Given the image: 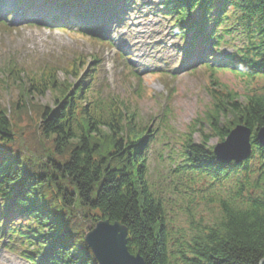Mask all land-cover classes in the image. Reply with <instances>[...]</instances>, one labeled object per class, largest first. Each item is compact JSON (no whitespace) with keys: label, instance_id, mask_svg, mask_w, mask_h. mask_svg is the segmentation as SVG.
<instances>
[{"label":"trees","instance_id":"trees-1","mask_svg":"<svg viewBox=\"0 0 264 264\" xmlns=\"http://www.w3.org/2000/svg\"><path fill=\"white\" fill-rule=\"evenodd\" d=\"M163 1L162 13L181 38L191 30L218 51L232 49L224 65L213 57L190 72L205 73L211 105L185 134L176 171L181 196L190 199L197 191L218 213L211 224L192 220L188 233L175 231L165 197L148 178L147 151L159 130L142 122L136 108L152 93L144 76L126 67L125 81L137 90L105 97L95 90L97 56L82 79L88 66L83 56L67 65L2 67L0 239L29 264H97L84 236L99 221L126 227L129 252L146 264L264 261V147L256 140L264 128V0ZM195 11L200 21L187 28ZM221 73L247 82L245 96L221 83ZM74 78L81 80L75 84ZM46 96L51 101L43 104ZM242 124L253 132L251 157L238 166L217 163L208 137L221 143Z\"/></svg>","mask_w":264,"mask_h":264},{"label":"rangeland","instance_id":"rangeland-1","mask_svg":"<svg viewBox=\"0 0 264 264\" xmlns=\"http://www.w3.org/2000/svg\"><path fill=\"white\" fill-rule=\"evenodd\" d=\"M163 2L3 0L2 3L9 4V7L14 3L19 10H26L30 17L29 23L13 26L11 16H0V68L17 65L18 68L34 69L44 62L67 65L79 56L86 58L90 66L91 56H97L99 63L95 90L105 97L110 92L131 96L137 90L136 83L132 80L125 81L126 67L144 76L147 80L144 85L152 93L137 103L136 108L142 122H152V126L159 130L157 140L147 151L148 178L157 192L165 197L175 231L186 234L190 221L198 222L202 219L204 224H211L218 213L216 205L207 204L205 200L208 198L202 199L197 191L193 192L190 199L189 194L181 196L184 187L177 180L176 171L182 162V157L179 156L184 136L191 124L196 120L201 121L211 105L205 73L190 72L193 69L199 70L202 62L213 57V62L224 65L225 56L232 49L225 47L218 51L213 48V42L196 37L198 32L191 30L188 31L187 38H181L163 15ZM56 9L61 11L60 16L48 19L45 26L38 24L41 19H47V15L54 16ZM199 21L200 13L195 11L185 22V26L189 28ZM64 22L67 24L63 25ZM81 33L96 36L105 41V44L83 38ZM159 71L164 73L161 78H150L151 73ZM217 77L240 97H244L250 87L247 82L230 73H221ZM59 78L64 80L62 72L59 73ZM72 82L77 84L75 78ZM50 101L51 97L46 96L43 104ZM169 114L170 120L165 118ZM164 119L168 121V125ZM203 130L208 135L206 124L203 125ZM200 138L198 132L193 133L192 141L195 144L200 143ZM217 144V138L208 137L207 148L214 149ZM200 188L201 186L194 187L196 190ZM192 213L195 216L189 219ZM94 227H89L87 231ZM12 246L16 248L17 243ZM0 264L29 263L11 251L9 240L4 238L0 239Z\"/></svg>","mask_w":264,"mask_h":264},{"label":"water","instance_id":"water-1","mask_svg":"<svg viewBox=\"0 0 264 264\" xmlns=\"http://www.w3.org/2000/svg\"><path fill=\"white\" fill-rule=\"evenodd\" d=\"M252 138L253 132L248 126L235 127L226 140L213 149L217 163L238 166L246 162L254 150ZM256 140L259 146L264 147V128L257 132ZM84 241L97 264H146L139 254L129 252L127 228L119 223L99 221L87 231Z\"/></svg>","mask_w":264,"mask_h":264}]
</instances>
